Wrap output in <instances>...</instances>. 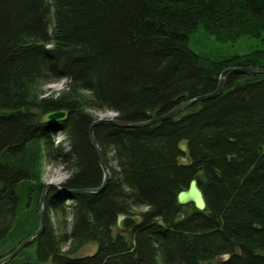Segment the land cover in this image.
<instances>
[{
	"label": "trees",
	"instance_id": "obj_1",
	"mask_svg": "<svg viewBox=\"0 0 264 264\" xmlns=\"http://www.w3.org/2000/svg\"><path fill=\"white\" fill-rule=\"evenodd\" d=\"M198 30L219 42L256 38L262 47L243 56L198 54L189 47ZM230 67L264 68V0H0V247L25 190L27 205L39 208L38 157L70 171L67 190L101 186L91 111L144 122L214 92ZM58 80L67 82L59 98L30 96ZM63 109L65 122L38 123ZM58 133L67 151L55 145ZM94 136L110 172L106 188L69 197L48 189L34 254L24 250L7 264H264V75L231 74L219 96L174 119L102 124ZM193 179L204 211L178 202ZM142 207L143 223L120 232L118 217ZM68 244L97 250L76 257L63 252Z\"/></svg>",
	"mask_w": 264,
	"mask_h": 264
},
{
	"label": "rangeland",
	"instance_id": "obj_2",
	"mask_svg": "<svg viewBox=\"0 0 264 264\" xmlns=\"http://www.w3.org/2000/svg\"><path fill=\"white\" fill-rule=\"evenodd\" d=\"M189 47L191 50L198 54H207L213 55L215 57H219L220 55L224 56H243L246 54H250L262 47V43L252 37L243 36L235 43L233 42H219L215 39L214 36L210 35L204 30H198L191 36L189 41ZM212 56V57H213ZM65 80L53 81L45 84L42 88L37 92H29L30 96H35L38 94L39 99L42 98H54L57 99L62 95V92L67 90ZM94 117L99 119H111L117 116L116 113L112 111H91ZM55 145H61L66 151L69 149V144L62 133H58L53 136ZM113 153L109 154V157L112 158ZM111 166L114 170H118V165L115 161L111 160ZM34 166L41 174V181L45 185L49 183L57 184L63 186L66 181L70 177V171L64 167L62 164H54L52 162L46 161L44 157H38ZM45 187V186H44ZM56 191V190H55ZM23 205L20 209L19 216L15 222V226L13 232L8 237L7 241L0 247V255L6 254L9 251L15 250L21 241H24L29 236L34 234L40 228V218H39V208H35L34 206L29 207L27 205V197L26 190L23 192ZM65 197V196H64ZM148 208H135L132 210L133 215H141V213L146 212ZM45 212V211H44ZM52 224H57L56 215L52 214L51 218ZM72 219L71 217L68 219V230L71 229ZM72 247V246H71ZM63 252H67L69 250H73L74 256H86L92 255L96 252L97 246L94 244H88L79 248L65 246L62 248ZM24 251V250H23ZM35 252V247L33 245L27 247L25 249L24 255H33ZM1 255V256H3ZM21 260H23V257Z\"/></svg>",
	"mask_w": 264,
	"mask_h": 264
},
{
	"label": "water",
	"instance_id": "obj_3",
	"mask_svg": "<svg viewBox=\"0 0 264 264\" xmlns=\"http://www.w3.org/2000/svg\"><path fill=\"white\" fill-rule=\"evenodd\" d=\"M234 73H238L242 75H264V68H259V67H230V68H227L221 74L218 87L214 92L203 95V96H199L197 98L188 100L186 102H183L177 107H175L174 109H172L170 112L162 116L155 117L150 120L144 121V122L128 123V122L119 121L116 119V117L111 118V119H99L93 122V124L90 126V129H89V138H90L91 146L98 156L99 163H100L101 169L104 174V178H103L101 186L99 188L67 190L63 186L53 184V183H49L45 185L42 195H41L40 204H39L40 228L34 234L29 236L23 242H21L19 246L12 253H10L8 256L0 260V264H7L8 262L15 259L26 247H28L34 242V240L36 239L38 235L44 232L45 227H46L44 202H45V197H46L48 189H54L58 192L59 195L69 197L72 195L101 193L106 188L110 180V172L107 167L105 154L94 136V131L97 126L102 125V124H108V125H112L115 127L140 128V127H146L152 124L174 119L178 115L186 111L188 108H190L191 106H194L196 103L203 102L209 99H213L219 96L223 91L227 78L231 74H234ZM69 115H70V112L69 110H66V109L48 112L40 116V118L38 119V123L48 124V125L62 123L68 119ZM181 150L182 152L186 153L187 146L182 145ZM179 163L182 166H188L190 164V159L180 158ZM178 202L182 206L193 204L195 208L198 209L199 211H204L206 209L205 197L196 179H193L190 182L189 188L187 190H184L179 193ZM142 223H143V217L141 215H120L117 220V227L120 232L127 233L131 231L132 229L139 227Z\"/></svg>",
	"mask_w": 264,
	"mask_h": 264
},
{
	"label": "bare ground",
	"instance_id": "obj_4",
	"mask_svg": "<svg viewBox=\"0 0 264 264\" xmlns=\"http://www.w3.org/2000/svg\"><path fill=\"white\" fill-rule=\"evenodd\" d=\"M98 188H99V187H98ZM44 231H45V230H44ZM39 236H41V234H40V235H38V236L36 237V239H37ZM36 239L34 240V242L36 241ZM34 242H33L31 245H33V244H34ZM31 245H29V246H31ZM29 246H28V247H29ZM25 249H27V247H26ZM25 249H24V250H25ZM22 252H23V251H22ZM22 252H21V253H22ZM21 253H20V254H21ZM20 254H19V255H20ZM19 255H18V256H19ZM4 258H5V257H4Z\"/></svg>",
	"mask_w": 264,
	"mask_h": 264
}]
</instances>
